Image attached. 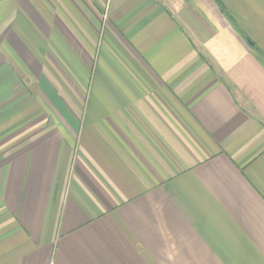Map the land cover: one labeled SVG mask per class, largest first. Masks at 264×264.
Wrapping results in <instances>:
<instances>
[{"label": "crops", "instance_id": "1", "mask_svg": "<svg viewBox=\"0 0 264 264\" xmlns=\"http://www.w3.org/2000/svg\"><path fill=\"white\" fill-rule=\"evenodd\" d=\"M0 264H264V0H0Z\"/></svg>", "mask_w": 264, "mask_h": 264}]
</instances>
